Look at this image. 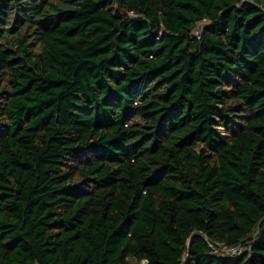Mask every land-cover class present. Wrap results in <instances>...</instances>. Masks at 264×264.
I'll use <instances>...</instances> for the list:
<instances>
[{
	"label": "trees",
	"instance_id": "1",
	"mask_svg": "<svg viewBox=\"0 0 264 264\" xmlns=\"http://www.w3.org/2000/svg\"><path fill=\"white\" fill-rule=\"evenodd\" d=\"M0 264H264V0H0Z\"/></svg>",
	"mask_w": 264,
	"mask_h": 264
},
{
	"label": "built area",
	"instance_id": "2",
	"mask_svg": "<svg viewBox=\"0 0 264 264\" xmlns=\"http://www.w3.org/2000/svg\"><path fill=\"white\" fill-rule=\"evenodd\" d=\"M196 33L199 34V30H197ZM222 251L226 255H230V256L240 255L244 251V247L241 245H237V246H233V247L224 246Z\"/></svg>",
	"mask_w": 264,
	"mask_h": 264
}]
</instances>
